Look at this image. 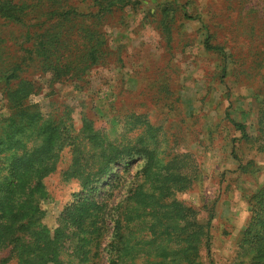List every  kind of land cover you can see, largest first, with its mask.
<instances>
[{"label":"rangeland","instance_id":"obj_1","mask_svg":"<svg viewBox=\"0 0 264 264\" xmlns=\"http://www.w3.org/2000/svg\"><path fill=\"white\" fill-rule=\"evenodd\" d=\"M174 6L190 18L175 21L169 46V20H161ZM208 27L233 60L205 49ZM103 29L110 54L83 80L50 86L37 69L18 73L41 86L23 107L68 119L71 134L101 133L110 150H136L95 183L100 218L71 227L69 259L93 239L96 264H264V0H138L108 15ZM23 41L0 18V133L21 107L6 88L20 80L11 71ZM63 153V167L44 179L39 217L51 233L89 197L78 177L61 173L70 147ZM18 158L0 153V179ZM1 259L18 264L10 247Z\"/></svg>","mask_w":264,"mask_h":264},{"label":"trees","instance_id":"obj_2","mask_svg":"<svg viewBox=\"0 0 264 264\" xmlns=\"http://www.w3.org/2000/svg\"><path fill=\"white\" fill-rule=\"evenodd\" d=\"M137 3L138 0H0V18L17 27L24 37L20 45L24 53L11 71L12 78L20 80L18 83L9 80L6 88L8 101L21 107L13 111L15 116L1 120L3 132L0 133V153H19V165L0 179V197H3L0 199V250L10 247L18 264H96L90 257L97 245L93 239L82 240L83 243L77 245L79 248H74V257L69 259L65 244L77 229L73 231L71 227L88 218H93L91 221L100 218L101 201L92 197L99 190L95 183L106 179L112 165L119 159H127L136 151L132 146H111L110 150L101 133L87 130L85 134L83 131L71 134L68 119L63 117L53 121L29 106L23 107L41 86L36 90V83L29 78H20L18 73L25 71L26 67L37 69L50 86L56 82L83 80L110 54L103 21L108 15ZM187 18H190L188 13L178 6L169 8L168 13L164 11L161 23L166 25L165 21L169 20L165 26L169 46L174 40L175 21ZM206 36L203 44L207 51L220 55L223 60H233L232 54L226 53L223 42L215 41L216 32L208 27ZM51 93L54 95L58 91L52 89ZM18 116L22 124L26 121L27 128L18 125ZM85 124L91 127L93 122L86 120ZM17 125L20 131L16 130ZM28 128L31 129L29 133L21 135ZM25 136L28 139L24 140ZM29 141L33 142L32 148L26 150ZM67 147H70L71 161L61 173L78 177L89 197H85V204L79 203L83 207L87 205L84 211L78 210L67 217L63 215L60 227L51 233L39 217L41 199L49 194L44 179L63 167V150ZM6 199L10 203L5 204ZM74 219V223L69 222ZM201 237L199 235L198 239ZM7 263L8 259L0 260V264ZM112 264H115L114 260Z\"/></svg>","mask_w":264,"mask_h":264}]
</instances>
